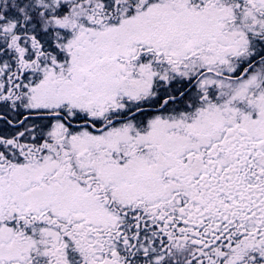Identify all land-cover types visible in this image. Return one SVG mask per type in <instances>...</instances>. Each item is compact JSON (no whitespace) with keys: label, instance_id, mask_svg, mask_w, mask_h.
<instances>
[{"label":"snow or ice","instance_id":"snow-or-ice-1","mask_svg":"<svg viewBox=\"0 0 264 264\" xmlns=\"http://www.w3.org/2000/svg\"><path fill=\"white\" fill-rule=\"evenodd\" d=\"M0 264H264V0H0Z\"/></svg>","mask_w":264,"mask_h":264}]
</instances>
